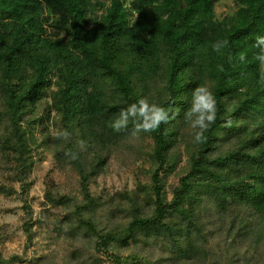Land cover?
Returning <instances> with one entry per match:
<instances>
[{
  "label": "trees",
  "instance_id": "trees-1",
  "mask_svg": "<svg viewBox=\"0 0 264 264\" xmlns=\"http://www.w3.org/2000/svg\"><path fill=\"white\" fill-rule=\"evenodd\" d=\"M215 2L0 0V195L27 213L23 253L5 255L0 223V264L25 262L35 239L30 192L41 154L77 181L48 185L45 212L67 248L62 241L33 264H264V83L255 59L264 0H237L221 19ZM201 85L218 114L197 144L184 114ZM141 97L175 118L138 138L131 120L115 132L109 125ZM65 129L70 137L57 138ZM113 158L136 163L133 189L95 186Z\"/></svg>",
  "mask_w": 264,
  "mask_h": 264
},
{
  "label": "rangeland",
  "instance_id": "rangeland-1",
  "mask_svg": "<svg viewBox=\"0 0 264 264\" xmlns=\"http://www.w3.org/2000/svg\"><path fill=\"white\" fill-rule=\"evenodd\" d=\"M130 1L125 0L127 8H130ZM237 9V0H216L215 2V15L218 19L233 14ZM34 160L30 204L33 208L36 236L33 244L27 250V260L21 264H33L35 256L50 254L58 250L57 246L62 241L65 242V247L59 250L63 251L67 248V242L60 235L56 223L53 222V216L45 212V209L48 208V205H45V193L49 184L65 186L70 189L77 181L75 173L70 170L68 173L61 170L50 154H41V156H36ZM136 166V163L128 167L123 166L117 158H113L107 173L99 177L95 186L100 189L105 188L112 193L122 189H133L136 186L134 176ZM175 180V178H172L170 182L172 183ZM26 217L27 213L21 200L5 194L0 195V223L5 226L8 234V238L3 245L6 256L12 253L24 252L27 238L23 224ZM209 245H213L212 240H210ZM106 264H111V262L108 261ZM239 264H244V262Z\"/></svg>",
  "mask_w": 264,
  "mask_h": 264
},
{
  "label": "clouds",
  "instance_id": "clouds-1",
  "mask_svg": "<svg viewBox=\"0 0 264 264\" xmlns=\"http://www.w3.org/2000/svg\"><path fill=\"white\" fill-rule=\"evenodd\" d=\"M228 40H217L213 43L212 48L217 53L228 46ZM256 46L261 49L260 53L255 57L261 64V76L260 82L264 83V37H257ZM231 60V57H229ZM240 60H245V55H240ZM223 71V66H221ZM177 113L171 112L163 106L156 103H150L147 97H141L136 102L129 105L126 109H122L117 119H115L109 126L115 132L125 131L128 128L129 122L133 123L131 136L139 137L141 132L151 133L158 130L162 124H166L170 119H174ZM218 114L217 99L212 91L204 86H198L193 90L191 106L184 114L185 122L192 129L193 142L200 144L207 141L205 135L216 123ZM233 121L231 119L226 120L225 127H231ZM57 138L67 140L70 137V133L65 129L56 132ZM80 147H85L84 141H80ZM69 155L73 160L77 158L75 153L70 150L65 153Z\"/></svg>",
  "mask_w": 264,
  "mask_h": 264
}]
</instances>
